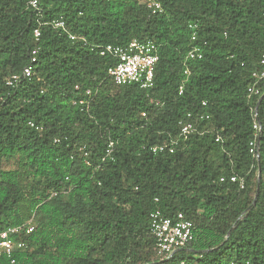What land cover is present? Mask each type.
<instances>
[{
    "label": "trees",
    "instance_id": "1",
    "mask_svg": "<svg viewBox=\"0 0 264 264\" xmlns=\"http://www.w3.org/2000/svg\"><path fill=\"white\" fill-rule=\"evenodd\" d=\"M29 1L0 0V231L30 219L33 229L10 235L24 246L0 264H264V80L248 91L264 0H160V14L141 0H38L37 14ZM132 39L157 44L149 89L114 83L115 58L99 52ZM193 46L201 58H186ZM33 50L31 76L6 86ZM75 86L95 91L88 111L72 103ZM188 120L196 130L179 137ZM155 209L194 228L166 260Z\"/></svg>",
    "mask_w": 264,
    "mask_h": 264
},
{
    "label": "built area",
    "instance_id": "2",
    "mask_svg": "<svg viewBox=\"0 0 264 264\" xmlns=\"http://www.w3.org/2000/svg\"><path fill=\"white\" fill-rule=\"evenodd\" d=\"M141 2L154 14H160L163 12V6L160 0H141ZM29 5L37 13L40 14L41 8L38 0H30ZM50 24L55 28H64L65 22L61 18H55L50 20ZM191 39L196 37V24H190ZM33 36L36 40H39L40 30L38 27L34 28ZM70 39H75L76 36L69 34ZM158 47L152 40L140 41L132 39L126 45H112L107 44L100 47V54H109L115 58V63L108 67L107 74L116 84H136L140 88L149 89L154 84V71L156 63L158 61ZM37 50H33L30 61L25 65L19 73H13L6 79V86L15 87L23 78H29L33 71V63L36 60ZM202 51L198 46H193L187 53V59L201 58ZM186 72V71H185ZM251 84L248 86L250 93H258V83L264 80V53L260 56L257 66L251 73ZM75 90L79 93V97L75 98L72 103L79 105L82 110H89V107L93 101L95 91L92 88H81L75 86ZM181 92V88L179 90ZM189 115V114H188ZM30 126H34L33 122H29ZM39 129L38 126H35ZM254 128L259 131L260 126L254 123ZM196 130L194 123L188 120L181 124L179 137H185L188 133ZM172 141L170 146L155 145L150 147L152 151H162L165 148L171 152L173 151ZM250 152L254 153L257 157V145L256 141L251 142ZM82 155L86 156L87 152L83 150V147L79 148ZM111 152V144L106 150L105 157L109 156ZM230 179L234 181L235 176H231ZM242 186V184H241ZM157 201V198H155ZM26 232H30L33 229L31 219L26 223L17 226L8 227L5 230L0 231V253L10 255L16 248L24 246V241H13L10 235L21 231L24 226ZM149 228L155 240L156 255L162 259H168L178 249L186 246V244L194 239V228L192 221L185 217L182 212H177L173 217L164 216L159 209H155L149 213ZM13 262V260H11Z\"/></svg>",
    "mask_w": 264,
    "mask_h": 264
},
{
    "label": "water",
    "instance_id": "3",
    "mask_svg": "<svg viewBox=\"0 0 264 264\" xmlns=\"http://www.w3.org/2000/svg\"><path fill=\"white\" fill-rule=\"evenodd\" d=\"M263 96H264V91L260 94V96H259V98H258V100H257V102L255 104V108H254V113L255 114H256V111H257V107H258L261 99L263 98ZM259 139H260V133L258 132L257 141H256V145H257V157H256V160H257V182H256V192H255L252 204L255 202L256 196L258 194L259 181H260V159H259V153H258ZM163 260H166V259H163ZM163 260H159L157 262H160V261H163ZM157 262H154V263H157Z\"/></svg>",
    "mask_w": 264,
    "mask_h": 264
}]
</instances>
